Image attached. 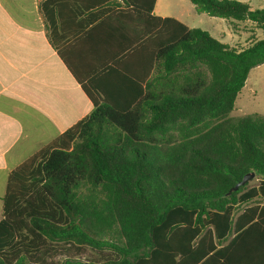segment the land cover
I'll return each mask as SVG.
<instances>
[{
    "label": "trees",
    "instance_id": "obj_1",
    "mask_svg": "<svg viewBox=\"0 0 264 264\" xmlns=\"http://www.w3.org/2000/svg\"><path fill=\"white\" fill-rule=\"evenodd\" d=\"M64 1L44 0L41 11L93 110L9 172L0 264H50L59 244L99 254L62 264H210L234 240L264 233V114L229 116L264 64V38L236 50L153 15L156 0H72L76 16L96 11L69 37L92 41L89 60L70 58L55 25ZM189 1L264 28V8ZM252 172L255 186L227 195Z\"/></svg>",
    "mask_w": 264,
    "mask_h": 264
},
{
    "label": "crops",
    "instance_id": "obj_2",
    "mask_svg": "<svg viewBox=\"0 0 264 264\" xmlns=\"http://www.w3.org/2000/svg\"><path fill=\"white\" fill-rule=\"evenodd\" d=\"M43 1L0 0V179H6L5 187L12 169L93 110L51 42L41 11ZM169 1L156 0L153 15L169 17ZM64 3L61 19H55L58 37L68 39L63 49L70 58L86 54L89 60L92 41L83 38L81 45L74 46L69 37L74 26L96 9L76 16L74 2ZM171 18L184 24L178 17ZM4 193L5 188L0 189V219ZM244 238L234 240L226 256L210 264H264V233L254 229Z\"/></svg>",
    "mask_w": 264,
    "mask_h": 264
},
{
    "label": "rangeland",
    "instance_id": "obj_3",
    "mask_svg": "<svg viewBox=\"0 0 264 264\" xmlns=\"http://www.w3.org/2000/svg\"><path fill=\"white\" fill-rule=\"evenodd\" d=\"M236 1L246 2L252 9L264 8V0ZM166 10L169 17H178L191 28L205 30L219 42L228 44L236 50H242L254 41L264 38V28H258L254 23L248 21H228L199 13L189 0H170L169 4L166 3ZM249 113L264 114V64L250 71L246 84L238 94L229 116L238 117ZM259 177L254 176L249 180L245 184L246 188L255 186ZM0 180H4V183L0 185V189L4 191L6 179ZM59 245L50 252V257L46 260L50 264H62L65 260L73 258L79 261L99 258V254L90 248H75L67 244ZM102 253L110 254L111 252L109 249H105Z\"/></svg>",
    "mask_w": 264,
    "mask_h": 264
},
{
    "label": "water",
    "instance_id": "obj_4",
    "mask_svg": "<svg viewBox=\"0 0 264 264\" xmlns=\"http://www.w3.org/2000/svg\"><path fill=\"white\" fill-rule=\"evenodd\" d=\"M255 176L254 172L245 175L240 182H238L234 187H232L227 195H229L231 192L237 191L239 187L244 186L249 180H251Z\"/></svg>",
    "mask_w": 264,
    "mask_h": 264
}]
</instances>
